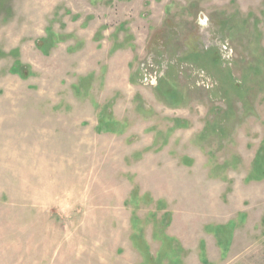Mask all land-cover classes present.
<instances>
[{
    "label": "rangeland",
    "instance_id": "374dc122",
    "mask_svg": "<svg viewBox=\"0 0 264 264\" xmlns=\"http://www.w3.org/2000/svg\"><path fill=\"white\" fill-rule=\"evenodd\" d=\"M0 264H264V0H0Z\"/></svg>",
    "mask_w": 264,
    "mask_h": 264
}]
</instances>
